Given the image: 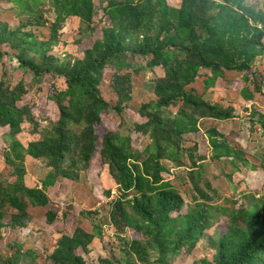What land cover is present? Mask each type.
<instances>
[{"label":"trees","instance_id":"obj_1","mask_svg":"<svg viewBox=\"0 0 264 264\" xmlns=\"http://www.w3.org/2000/svg\"><path fill=\"white\" fill-rule=\"evenodd\" d=\"M5 1L27 19L17 26L0 19V155L7 168L0 173V236L4 228L18 232L5 248L0 245V264H130L113 252L90 257L92 241L102 236L96 222L92 231L78 225L50 242L31 226V208H40L50 226L67 219L69 209L56 208L48 193L60 180L87 183L97 204L107 202L119 239L136 232L125 244L137 256H147L148 247L156 246L159 256L150 264H174L179 255L191 254L213 224V209L228 211V205L212 202L219 191L205 179V161L241 160L257 176L249 179V187L264 183V154H253L262 171L251 169L255 164L248 152L221 139L215 126L204 130L208 156L199 154V143L189 145L190 136L201 133V123L208 120H239L252 137L259 132L264 138V71L258 63L264 59V0ZM72 17L81 22L76 57L56 49ZM10 59L30 71L33 81L24 77L14 83ZM146 73L156 100L133 110L134 78ZM230 73L242 74L232 84L245 101L239 107L208 102L195 90L198 79L204 89L223 87ZM47 75L53 79L48 102L56 111L52 127L45 129L42 120L52 115H35L37 104L26 98ZM106 81L115 104L103 95ZM125 115L132 119L127 133ZM111 116L113 125L107 121ZM24 134L40 138L27 147L19 140ZM29 157L45 161L50 170L43 187L28 185ZM179 169L186 170L193 204L190 193L172 181ZM114 187L120 194L112 200ZM251 197L253 203L233 209L211 241L212 258L196 264H264V197ZM93 211L98 209L87 213Z\"/></svg>","mask_w":264,"mask_h":264},{"label":"rangeland","instance_id":"obj_2","mask_svg":"<svg viewBox=\"0 0 264 264\" xmlns=\"http://www.w3.org/2000/svg\"><path fill=\"white\" fill-rule=\"evenodd\" d=\"M177 0H171L172 3ZM98 3V0H96ZM12 4H7L5 0H0V19L3 21H8L9 24L13 26L20 25L22 20L27 19L26 15L23 18L17 16V9L13 8ZM100 16H95V21H99ZM107 21V18H106ZM107 23V22H106ZM105 23V24H106ZM81 22L79 18L72 17L67 20V23L62 30L61 37L59 39L60 43L56 46V49L64 50L65 52L69 50L70 55L76 57L79 52V45L76 43L78 40V28ZM108 24V23H107ZM82 27L86 28V24L83 22ZM40 34V33H38ZM64 52V53H65ZM64 57V56H63ZM259 66L264 71V59L259 60ZM9 69L15 71L14 83H18L24 77L29 78V82L33 81V74L27 69L20 66V63L15 59L9 60ZM162 74L161 69L157 70ZM4 69L0 67V79L3 78L2 74ZM201 74H209L206 70H201ZM106 79H108L111 73L107 72ZM242 74L230 73L229 79L223 87L213 88V89H204L202 79H198L197 83L194 85L195 90L202 95V97L211 103L220 104L225 107L235 106L239 107L242 103H245L241 97V93L232 88V84L235 80L241 79ZM149 73H146L142 76H136L134 78V95L133 101L129 104V107L133 110H138L143 102L155 101L156 97L152 92V84L147 82ZM53 83L52 77L49 75L46 76L45 83L42 85L33 86V92L26 98L27 101H34L38 108L39 112L35 115L41 117L51 116V120H42L43 128H51L54 120V112L56 111V106L53 103L48 102V91ZM58 86L63 83L62 81L56 82ZM103 95L105 99L113 104L116 103V96L113 93L112 89H109L108 82H104L102 88ZM250 109H255L253 105H250ZM251 111V110H250ZM244 116L249 119L247 112L244 113ZM37 117V116H36ZM114 116L108 117L107 121L109 125H113ZM132 125V119L128 118L125 115V129L124 132L127 133L128 129ZM215 126L219 133L223 135L232 146H236L238 149H245L248 152V156L251 159L252 164H255L251 169L262 171L263 167L261 162H256L254 158V153L258 152V156L264 154V138H261L260 133L258 132L254 137L251 136L250 131L248 130V125H244L241 121H229V122H217V121H204L201 123L200 129L201 133L192 137L190 144L199 143L200 152L199 154L206 153L207 149L209 150L208 136L204 130L207 127ZM40 138L38 134H24L19 139L25 146L28 147L29 143ZM208 156V152L205 154ZM188 161V159L186 158ZM241 164V165H240ZM239 165V166H237ZM168 167H171V164H168ZM27 182L29 186H40L43 187V181L48 177L50 170L46 167L45 161L34 159L29 157L27 160ZM238 168H241L238 169ZM225 172V175L221 171ZM174 171V170H172ZM0 173H7L6 162L4 156L0 155ZM174 175L172 181L183 193L187 194L188 200L193 204L195 195L192 186L189 184L186 185L187 174L186 170L179 169ZM257 173V172H256ZM227 175H232V178H227ZM177 176V177H176ZM204 176L205 179L211 183L214 189L219 191L217 197H215L212 202L215 206H226L228 205L227 212H219L216 209H213V224L205 231V235L199 241L197 246L193 249L191 254L187 256L179 255L174 264H196L198 260L203 257L211 259L214 254V248L211 245V241L215 240L219 235L221 228L226 226L229 222V217L231 212L236 207L242 205L243 203L251 204L253 203L252 194H257V197L260 199L264 197V183L259 185H253L249 187V179H256V174H251V171L243 165V162L238 159L227 158L224 160H217L213 162H204ZM227 176V177H226ZM83 180V179H82ZM87 183H78L74 184L72 181L60 180L56 186H52L48 193L55 202V207L61 210L69 209V215L67 219H59L52 226L46 223V220L43 219L45 214L40 210V208H31V218L29 223L34 228H37L39 231L44 232V240L47 238L50 241H53L56 238L57 234H62L64 230L72 233L76 226L83 225L87 227L90 231L94 230V223L96 222L98 226L101 227V237H96L92 241L93 251L91 253V258L98 259L101 256H105L108 253L113 252L114 256L117 258H124V260H129L130 264H150L151 261H154L159 256V251L156 246L148 247V255L139 257L133 252L130 247H126L125 241L130 240L132 234L135 236L136 232H130L123 234L125 239H119L120 236L115 232L114 226L111 222V213H109L107 202L104 201L97 204V201L94 199L91 191L89 190ZM257 190L261 191L256 192ZM118 191V190H117ZM115 197L118 195L114 192ZM208 194H211L208 192ZM231 195L232 201L226 196ZM114 197V199H115ZM93 198V199H92ZM111 200V199H109ZM63 202V203H62ZM57 204V205H56ZM262 204V202L260 203ZM190 206V205H188ZM97 208L98 211H93L92 213H87L88 210ZM83 212V215L81 214ZM132 213V209H130ZM100 233V231H99ZM14 234H18L17 231H13L9 228H4L0 236V245L2 248H5L6 243L13 241ZM144 242L147 241L145 237L141 235ZM150 245V244H148ZM125 248L129 251L128 254L125 253ZM127 251V250H126Z\"/></svg>","mask_w":264,"mask_h":264},{"label":"built area","instance_id":"obj_3","mask_svg":"<svg viewBox=\"0 0 264 264\" xmlns=\"http://www.w3.org/2000/svg\"><path fill=\"white\" fill-rule=\"evenodd\" d=\"M118 190V191H117ZM114 192H116V194L117 195H119L120 194V191H119V189L118 188H115V189H113V197H115V194H114ZM112 200H113V198H112ZM63 203V202H62Z\"/></svg>","mask_w":264,"mask_h":264},{"label":"clouds","instance_id":"obj_4","mask_svg":"<svg viewBox=\"0 0 264 264\" xmlns=\"http://www.w3.org/2000/svg\"><path fill=\"white\" fill-rule=\"evenodd\" d=\"M115 188H118L119 189V187H114L113 189H115ZM112 198L114 199V197H113V190H112ZM116 198V197H115Z\"/></svg>","mask_w":264,"mask_h":264},{"label":"crops","instance_id":"obj_5","mask_svg":"<svg viewBox=\"0 0 264 264\" xmlns=\"http://www.w3.org/2000/svg\"><path fill=\"white\" fill-rule=\"evenodd\" d=\"M81 226H83V225H81ZM77 227V226H76ZM85 227V226H84ZM87 230H89L87 227H85ZM75 230V229H74ZM72 234V233H71Z\"/></svg>","mask_w":264,"mask_h":264}]
</instances>
